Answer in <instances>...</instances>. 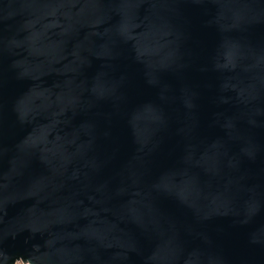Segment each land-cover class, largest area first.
I'll list each match as a JSON object with an SVG mask.
<instances>
[{
  "label": "water",
  "instance_id": "95a60500",
  "mask_svg": "<svg viewBox=\"0 0 264 264\" xmlns=\"http://www.w3.org/2000/svg\"><path fill=\"white\" fill-rule=\"evenodd\" d=\"M264 264V0H0V264Z\"/></svg>",
  "mask_w": 264,
  "mask_h": 264
},
{
  "label": "built area",
  "instance_id": "2783aa9c",
  "mask_svg": "<svg viewBox=\"0 0 264 264\" xmlns=\"http://www.w3.org/2000/svg\"><path fill=\"white\" fill-rule=\"evenodd\" d=\"M17 263L24 264V263H22V262H17Z\"/></svg>",
  "mask_w": 264,
  "mask_h": 264
},
{
  "label": "rangeland",
  "instance_id": "374dc122",
  "mask_svg": "<svg viewBox=\"0 0 264 264\" xmlns=\"http://www.w3.org/2000/svg\"><path fill=\"white\" fill-rule=\"evenodd\" d=\"M16 264H20V263H16Z\"/></svg>",
  "mask_w": 264,
  "mask_h": 264
}]
</instances>
